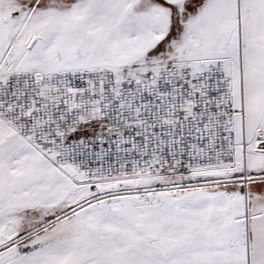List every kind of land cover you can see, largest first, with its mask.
<instances>
[{
    "label": "snow or ice",
    "instance_id": "1",
    "mask_svg": "<svg viewBox=\"0 0 264 264\" xmlns=\"http://www.w3.org/2000/svg\"><path fill=\"white\" fill-rule=\"evenodd\" d=\"M0 264H264V0H0Z\"/></svg>",
    "mask_w": 264,
    "mask_h": 264
}]
</instances>
